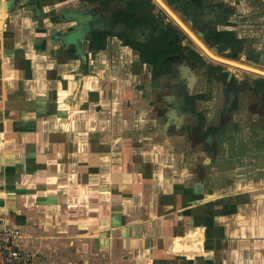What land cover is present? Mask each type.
<instances>
[{
    "label": "crops",
    "instance_id": "0c3cea01",
    "mask_svg": "<svg viewBox=\"0 0 264 264\" xmlns=\"http://www.w3.org/2000/svg\"><path fill=\"white\" fill-rule=\"evenodd\" d=\"M28 1L0 0V207L22 228L19 245L43 253L35 264L155 255L168 235L173 249L154 258L159 264H198L208 253L209 264H264L262 187L235 179L206 194L179 160L188 144L203 142L202 113L205 127L256 118L261 112L247 105L257 98L241 91L235 110L209 101V90L224 96L225 88H209L200 65L191 113L175 78L180 61L153 75L152 62L122 37L96 41L95 9L85 8L94 0ZM185 1L190 21L207 31L230 28L233 8H242L232 0Z\"/></svg>",
    "mask_w": 264,
    "mask_h": 264
},
{
    "label": "rangeland",
    "instance_id": "374dc122",
    "mask_svg": "<svg viewBox=\"0 0 264 264\" xmlns=\"http://www.w3.org/2000/svg\"><path fill=\"white\" fill-rule=\"evenodd\" d=\"M93 1V0H91ZM235 4H239L242 8H233V12L231 17L233 18V22H231L230 29H233L232 37L229 39V49L227 52L228 56L225 57L232 58V59H239L238 61L248 63V64H255L260 69L264 70V0H232ZM29 3L28 0H16V5L23 7V3ZM40 0L34 3H38ZM39 4V3H38ZM73 3H69L72 5ZM87 4V3H86ZM95 2H91L86 5L85 8H94ZM180 5V4H179ZM65 6V5H64ZM178 6V5H177ZM28 8V7H26ZM64 8V7H60ZM79 8V7H77ZM24 9V8H22ZM180 11L181 8H176ZM27 11V10H26ZM179 14V12H177ZM180 15V14H179ZM167 22L170 26H175V22L173 18L168 15ZM105 17L104 15H100L95 19L91 20V30L92 36L98 42H103L107 40L105 37H100L98 27L101 24L102 19ZM107 18V17H106ZM57 20V18H55ZM61 18H58L60 20ZM111 28V25H109ZM107 27V32L110 34V40H115V43L118 39L113 38V35L122 37L123 43L129 41V39L134 40L136 37H127L122 36L119 26H112L111 29ZM26 27V34L29 33V28ZM150 27H146L145 33L148 34V29ZM93 29H95L93 31ZM127 33L126 31H123ZM28 35V34H27ZM96 36V37H95ZM24 38L26 36H23ZM31 38L33 36H30ZM129 38V39H127ZM134 38V39H133ZM28 39V38H26ZM189 42H193L189 39ZM194 44V43H192ZM100 46L104 45L102 43L99 44ZM197 47V46H196ZM200 51L210 60L214 61L216 64H222L224 66H229L233 70H236L240 76H250L254 77L255 75H262L259 72H254L253 70L241 68L239 66L233 64H227L220 62L208 54H206L201 48ZM215 53L220 54L218 50L212 49ZM224 55V54H220ZM242 58V59H241ZM246 72V73H245ZM248 74V75H247ZM216 100H219V96H215ZM254 102L253 99H251ZM221 102L225 103V100H221ZM222 104V103H221ZM220 104V105H221ZM217 106V103L214 105ZM249 110L255 109V107H247ZM256 110V109H255ZM196 111V110H194ZM253 112V110H252ZM256 112H261V114H257L256 118L248 117L247 115L244 116L241 120L231 121L226 120L227 125L222 123H218L217 127H214V136L209 139L207 135L203 137V142H195L192 144H188L183 150L180 159H182V164L185 170L192 173L194 177L198 180V184L204 185L207 189L204 190L206 194L212 192L211 186H213L215 191L224 192L222 188V183L227 182L228 180L235 181H245L246 186L252 187H262L261 190L264 191V105L257 109ZM193 113V112H191ZM209 132V129L206 134ZM189 136V135H188ZM191 137V136H190ZM208 150V152H207ZM196 152V156L192 155ZM208 155V156H207ZM194 156L191 160L190 157ZM211 159V160H210ZM210 160V161H209ZM192 175V176H193ZM230 186H225L228 188ZM251 187V188H252ZM257 188V189H258ZM210 190V191H209ZM223 190V191H222ZM208 191V192H207ZM203 194V191L200 192ZM206 196V195H204ZM209 197V196H208ZM210 198V197H209ZM204 199H206L204 197ZM203 199V200H204ZM9 213V212H8ZM8 220L10 223L12 222L11 219L13 217L8 214ZM47 232L44 231V236L46 237ZM186 236V235H185ZM44 237V239H45ZM48 237V236H47ZM190 236H188L189 238ZM264 239V238H263ZM262 239L263 243L264 240ZM166 249H161L162 252L157 254H152L153 252H149L147 254L134 252V253H125L122 257L120 254L119 256H112L109 257L108 255L104 254L101 257L102 264H159L157 263L154 258H159L161 255H164L167 252V249L171 247L173 249L174 238L170 235L167 236L165 239ZM183 241H186L183 239ZM205 241V237L203 235V242ZM164 243V242H163ZM164 243V244H165ZM206 247L209 249V239L205 242ZM108 246L107 243H103V248ZM165 250V251H164ZM142 254V256H141ZM173 256V253H169ZM34 255L43 256V253L38 252L34 253ZM145 255V256H144ZM47 256V255H46ZM133 256V257H132ZM146 256H150L149 260L147 261L145 258ZM204 256V257H203ZM116 257V258H115ZM171 258V257H170ZM183 260V258L179 259ZM190 260V259H188ZM176 261H167L166 264H178ZM195 262L198 264H209V253L208 255H198L194 259ZM201 262V263H200ZM220 263V261H219Z\"/></svg>",
    "mask_w": 264,
    "mask_h": 264
},
{
    "label": "flooded vegetation",
    "instance_id": "af4514ba",
    "mask_svg": "<svg viewBox=\"0 0 264 264\" xmlns=\"http://www.w3.org/2000/svg\"><path fill=\"white\" fill-rule=\"evenodd\" d=\"M94 1H95L94 14L96 15V17H98L99 14L101 16L104 15L105 17L102 18L104 19L103 22L106 21V23L108 24L106 26H100L99 30H102L98 32L100 37L107 38L110 36V34L107 32L108 30L107 27L109 25H111V28L112 26H119L118 28L127 32L125 33L122 31L121 32L122 36L126 35L127 37H136V39L133 38L134 40L127 38L129 39V41H127L128 44L131 45L129 42L132 41H137V40L141 42L150 41L157 33L158 30L157 27L159 25V22H163L167 26H170V24L167 22L168 12L158 2V0H94ZM164 1L211 50L212 49L218 50L220 54L221 53L224 54L221 55L223 57H225V55L228 56L227 54V52H229L228 44L230 37L233 36L232 35V33L234 32L233 29L226 27H222V28L209 27V31L205 29H201L198 25L191 22L187 15V8H185V6L188 2L185 1L184 3L181 4L182 0H164ZM176 8H181V9L180 11H178ZM177 12H179L180 15ZM214 12H215L214 10L209 11V18L213 16ZM174 22H175V29L181 30L185 33V37L182 40H180V44L189 45L190 47H192V49L200 52V54L203 56L204 59L201 62H192L191 60L186 59V57L171 56V60L161 66V73H164V71L168 69V66H170L172 62L180 61L179 63H177L180 73L175 78L176 81L179 82L178 84H180L181 86L180 89L181 92L185 94L187 100L186 104H188L189 106V103L192 101L191 105L187 107L189 108V111L195 112L194 110H197V107L194 105V98L197 97L198 94H192L191 88L193 86V82L196 79L195 69L200 65H205L208 71L209 84H210L209 88H212L217 84H219L218 87L223 86L225 88L224 96L223 94L219 93L220 92L219 90H218L219 92L216 91L217 95L216 93H214V89L209 90V101L212 100L213 98H217L215 96H219V100H223V99L225 100V107H227L228 109L230 108L231 110L239 109V107L243 106L240 103L239 94H241L240 92L244 90L247 91V93L250 92L251 95L257 98L256 100H254V102L251 101V103H249L247 107H255L256 110L260 109V106H258L259 100L261 101L262 105L264 104V74L258 76L255 75L254 77H250V76L248 77L245 74L244 76H240L236 70H233L229 66L216 64L212 60H210L209 62V59L200 51L199 49L200 47L194 42V40L183 29V27L180 24H178V22H176L175 20ZM229 24L231 25L232 23ZM141 27L144 28L143 31H141L140 29ZM146 27H150L148 29V34L147 32L146 33L144 32ZM111 28L109 26V29ZM189 39L193 41L192 43L194 44L189 42ZM238 60L239 59H237V61ZM241 61L238 62L244 63ZM223 63H227V62H223ZM187 64L190 67V69L188 70H186L185 68V65ZM244 64L259 68L257 67V65L255 66V64H248V63H244ZM154 68L155 66L153 64V71ZM201 97H205V96H201ZM222 115L225 116L224 114ZM208 129L209 132L206 134L205 132H207ZM197 133L200 139H203L205 135H207L209 139H211L214 136V126H210V125L208 127L204 126L203 113L200 115V123Z\"/></svg>",
    "mask_w": 264,
    "mask_h": 264
},
{
    "label": "trees",
    "instance_id": "16d2710c",
    "mask_svg": "<svg viewBox=\"0 0 264 264\" xmlns=\"http://www.w3.org/2000/svg\"><path fill=\"white\" fill-rule=\"evenodd\" d=\"M157 28L156 35L150 41L141 42L137 40L129 42L132 47L139 50L143 60L154 64L153 75L161 73V66L170 61L171 56L186 57L192 62L204 60L200 52L192 49L189 45L180 44V40L185 37L183 31L175 29V26H167L163 22H159Z\"/></svg>",
    "mask_w": 264,
    "mask_h": 264
},
{
    "label": "built area",
    "instance_id": "2783aa9c",
    "mask_svg": "<svg viewBox=\"0 0 264 264\" xmlns=\"http://www.w3.org/2000/svg\"><path fill=\"white\" fill-rule=\"evenodd\" d=\"M22 236V228L10 223L0 207V264H35L34 253L18 243Z\"/></svg>",
    "mask_w": 264,
    "mask_h": 264
},
{
    "label": "water",
    "instance_id": "95a60500",
    "mask_svg": "<svg viewBox=\"0 0 264 264\" xmlns=\"http://www.w3.org/2000/svg\"><path fill=\"white\" fill-rule=\"evenodd\" d=\"M158 2L164 7V9L168 12V14H170L174 20L176 22H178V24H180L183 29L189 34V36L194 40V42L206 53L208 54L210 57L220 61L222 59L224 60H228V62L230 63V59L225 58V57H219L218 55L215 54V52H213L188 26L187 24L165 3L164 0H158ZM222 62H226V61H222ZM231 64V63H230ZM238 64H242L240 62H238ZM234 65V64H233ZM239 66V65H236ZM249 67V70H253L255 72H259L261 74H264V70L263 69H259L256 67H252L249 65H246ZM240 67V66H239ZM186 70L190 69L189 65H185ZM243 68V67H241Z\"/></svg>",
    "mask_w": 264,
    "mask_h": 264
},
{
    "label": "bare ground",
    "instance_id": "6f19581e",
    "mask_svg": "<svg viewBox=\"0 0 264 264\" xmlns=\"http://www.w3.org/2000/svg\"><path fill=\"white\" fill-rule=\"evenodd\" d=\"M2 21H3V13H2V15H0V24H2ZM1 26V25H0ZM216 55H218L219 57H223V56H221V55H219V54H217V53H215ZM225 58H227V57H225ZM217 59V58H216ZM228 59H230V63L231 64H234V65H239L240 67H243V68H245V69H249V67L248 66H246V64H244V63H242V64H238V61L237 60H234V59H231V58H228ZM220 61H226L227 63H229L228 62V60H224V59H222V60H220ZM250 66V65H249ZM253 67V66H252ZM179 109H174L173 111H172V116H174V117H177V115L179 114ZM189 255L191 254V253H189V252H187Z\"/></svg>",
    "mask_w": 264,
    "mask_h": 264
}]
</instances>
